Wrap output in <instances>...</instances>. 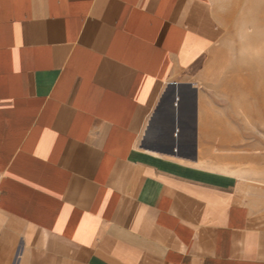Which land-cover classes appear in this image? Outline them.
<instances>
[{
	"label": "crops",
	"instance_id": "1",
	"mask_svg": "<svg viewBox=\"0 0 264 264\" xmlns=\"http://www.w3.org/2000/svg\"><path fill=\"white\" fill-rule=\"evenodd\" d=\"M218 37L210 0H0V264H264V177L207 163Z\"/></svg>",
	"mask_w": 264,
	"mask_h": 264
},
{
	"label": "rangeland",
	"instance_id": "2",
	"mask_svg": "<svg viewBox=\"0 0 264 264\" xmlns=\"http://www.w3.org/2000/svg\"><path fill=\"white\" fill-rule=\"evenodd\" d=\"M210 3L219 37L200 86L224 143L207 163L258 180L264 177V0Z\"/></svg>",
	"mask_w": 264,
	"mask_h": 264
}]
</instances>
